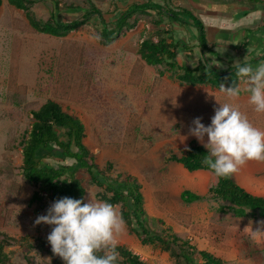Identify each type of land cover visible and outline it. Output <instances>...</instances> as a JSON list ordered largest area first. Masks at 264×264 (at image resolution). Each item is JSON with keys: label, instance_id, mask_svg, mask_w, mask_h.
Segmentation results:
<instances>
[{"label": "rangeland", "instance_id": "1", "mask_svg": "<svg viewBox=\"0 0 264 264\" xmlns=\"http://www.w3.org/2000/svg\"><path fill=\"white\" fill-rule=\"evenodd\" d=\"M120 1L91 0L107 15L133 2ZM205 1L202 8H193L192 12L202 22L210 44L224 39L215 44L224 50L219 58L225 63L213 64L224 70L228 60H244L243 54L232 52L239 50L234 47L243 39L245 18L256 16L253 10L264 8V0H260L262 5L247 0ZM57 2L60 21L73 19L66 8H87L84 0ZM182 3L183 7L195 4L193 0ZM52 5L47 0L39 1L28 18L8 0H2L0 8V232L10 240L3 247L6 264H64L47 241L52 226L34 223L52 202L37 214L38 205L28 204L35 188L19 171L20 143L33 122L30 112L47 101L57 102L81 120L84 144L99 167L111 163L113 177L128 174L137 179L153 232L189 240L198 250L210 252L226 264H264V232L251 235L252 229L264 221V214L246 210V216L237 217L230 203L209 193L216 184L215 175L188 172L171 160V156L180 157L190 141L201 145L188 135L192 120L200 117L208 126L219 104L234 103L254 126L264 130V114L253 111L244 85L239 82L240 96L232 101L221 90L184 84L175 73L148 66L138 55V48L154 34L151 20L155 16H135L132 27L108 45L100 42L93 24L63 37L40 33L29 19L44 25ZM257 18L248 28L256 30L262 24L264 10ZM173 27L175 39L192 43L182 27ZM230 35L237 37L230 40ZM177 54L178 64L186 65L184 55ZM234 177L239 186L264 198V162L250 161ZM99 191L96 186H88L84 202H101ZM184 191L202 196V200L186 203L181 199ZM115 208L119 213L120 206ZM117 240L146 264H175L161 247L141 245L125 225Z\"/></svg>", "mask_w": 264, "mask_h": 264}, {"label": "trees", "instance_id": "2", "mask_svg": "<svg viewBox=\"0 0 264 264\" xmlns=\"http://www.w3.org/2000/svg\"><path fill=\"white\" fill-rule=\"evenodd\" d=\"M39 1L44 0H8L10 5L22 10L27 18ZM47 1L53 5L49 18L43 22L44 25L31 17L29 19V23L40 33L63 37L83 26L93 24L99 32L100 42L108 45L118 40L124 29L132 27L131 21L135 16H155L151 20L154 34L144 39L138 48V55L148 66H160L169 73H175L179 82L193 86L204 85L220 90V84L225 88L233 86L234 83L239 84L233 65L220 70L210 63L206 55L222 61L215 52L217 45L209 46L202 22L188 9L174 5L173 0H163V3L155 0H133L126 8L117 7L111 15L101 12L91 0H84L86 9L66 8L67 14L73 16L70 21L58 19L57 0ZM247 2L262 5L260 0ZM1 5L2 0L0 8ZM257 10L262 11L264 8H256L255 11ZM246 14L247 12L243 13V16ZM106 16L109 20H106ZM174 25L185 31H189L190 27L195 29V45L177 41ZM246 33L239 50L252 48V52L250 59L244 63H250L253 67L264 64V20L256 30L247 29ZM178 50L189 53L186 55V65L178 64ZM30 113L33 122L20 143L22 163L19 171L35 188L28 204L38 205L37 214L43 211L48 202L53 203L63 197L82 199L84 202L87 187L96 186L100 189L97 193L100 201H106L115 207L120 206L119 214L128 233L134 235L141 245L161 247L169 253L175 264H226L220 257L198 250L189 240H182L173 234L153 232L146 220L144 199L137 179L128 174L113 177L111 163H106L104 167L96 164L95 155L84 144V125L76 115L64 111L54 101H47ZM187 147L189 151H183L180 157L171 156V160L181 164L188 172L212 173L202 163L207 150L194 140ZM209 193L230 203L233 206L230 209L237 217L246 216V210L264 214V198L252 195L239 186L234 174L227 178H217L216 185L209 189ZM181 199L186 203H193L202 200V196L184 191ZM9 241L0 232V264H6L3 247ZM117 252L118 264H146L139 254L124 245H118Z\"/></svg>", "mask_w": 264, "mask_h": 264}, {"label": "clouds", "instance_id": "3", "mask_svg": "<svg viewBox=\"0 0 264 264\" xmlns=\"http://www.w3.org/2000/svg\"><path fill=\"white\" fill-rule=\"evenodd\" d=\"M233 66L253 111L264 114V64L253 67L250 63L235 62ZM220 90L232 101L241 93L235 83L228 88L220 84ZM188 135L207 150L202 163L217 178L237 173L250 161L264 162V130L254 126L234 103L219 104L208 126L200 117L194 118ZM189 150L186 145L185 151ZM34 223L52 226L47 241L52 253L64 264H118L117 237L123 232L124 221L111 203L91 199L85 203L82 199L63 197L54 201ZM257 232H264V221L259 222L256 230L252 229L251 235Z\"/></svg>", "mask_w": 264, "mask_h": 264}, {"label": "crops", "instance_id": "4", "mask_svg": "<svg viewBox=\"0 0 264 264\" xmlns=\"http://www.w3.org/2000/svg\"><path fill=\"white\" fill-rule=\"evenodd\" d=\"M182 1L183 2H185V0H173V3H174V5H177V6H181V7H183L182 5H183V3H182ZM193 2H195V4L193 5V4H190L191 6L189 7V6H186V7H184V8H186V9H188L189 11H191L192 12V10H193V8L194 9H200V8H202L204 5H205V3L204 2H206L205 0H193ZM253 11H255V10H253ZM255 12H257V13H255V14H257L256 16H253V18L251 19V18H249L250 17V15L248 16V17H246L245 18V21H244V24H243V40H244V38H245V36L247 35V33H246V30L247 29H250V28H248V26L251 24V23H253L254 21H256L258 18V15H259V11H255ZM193 13V12H192ZM194 14V13H193ZM250 14V13H249ZM195 15V14H194ZM251 19V20H250ZM178 26V25H177ZM175 29V28H174ZM182 30H183V28H181ZM185 30V29H184ZM187 34V36L188 37H190L191 38V42L193 43V42H195V39H194V37L197 35V32L195 31V29L193 30V28H191L190 27V29H189V31H184V35H186ZM234 37H237L236 35H230V40H232V38H234ZM177 40V39H176ZM225 40H227V39H225ZM229 40V39H228ZM229 40V41H230ZM178 41V40H177ZM207 41H208V44H209V46H211V45H216L215 43H220V42H224V39H219V40H217L215 43L214 42H212L211 44L209 43V40L207 39ZM186 42V41H185ZM254 42H255V40H254ZM241 43V42H240ZM240 43H239V45H237L236 43H235V47L234 48H239L240 49ZM229 44V43H228ZM192 45H195L194 43L192 44ZM194 50H197V49H194ZM248 49H242V51H240V50H233L234 52H237V53H233L232 52V55L233 54H236V55H241V54H243L244 56H245V58H244V60L243 59H241L240 61H238V62H244V61H246V60H248V58H249V55L251 54V52H252V49L250 48V50H249V53H246V52H248L247 51ZM221 51H222V49H220L219 47H216V49H215V52L216 53H218V55H219V53H221ZM178 52H181L180 50H178L177 51V53ZM184 56V60L185 59H187L186 58V55H189V53L188 52H186V53H183V52H181ZM207 57H208V60L210 61V63L213 65L214 63H217V62H219V60L218 59H216V58H214V57H209V55H206ZM239 57H237V59H238ZM241 58H243V57H241ZM237 59H236V62H237ZM177 60H178V54H177ZM178 62H179V60H178ZM222 63H225V62H223L222 61ZM234 63H235V61H233V60H228V62H226V66L225 67H229V66H231V65H234ZM208 172V171H207ZM214 175V174H213ZM215 180H216V182L215 183H217V178L215 177ZM216 185V184H215ZM242 187V186H241ZM245 189V188H244ZM246 190V189H245ZM247 191V190H246ZM249 192V191H248ZM250 193V192H249ZM252 194V193H251ZM252 195H254V194H252ZM255 196H257V195H255Z\"/></svg>", "mask_w": 264, "mask_h": 264}]
</instances>
